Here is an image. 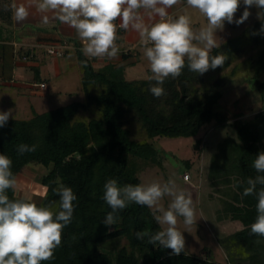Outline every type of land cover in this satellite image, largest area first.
Masks as SVG:
<instances>
[{
  "label": "trees",
  "instance_id": "trees-1",
  "mask_svg": "<svg viewBox=\"0 0 264 264\" xmlns=\"http://www.w3.org/2000/svg\"><path fill=\"white\" fill-rule=\"evenodd\" d=\"M262 24L264 11L241 37L250 41V49L259 48L250 63L258 79L264 74V34L259 33ZM234 41L227 42L231 46L210 51V56L223 54L228 58L222 67L209 69L203 75L189 71L186 61L179 77L165 80V95L160 98L149 91L155 81L146 77L128 80L125 71L114 66L97 71L80 54L83 66L87 64L83 77L85 101L36 113L30 120L9 119L0 128V154L11 158L15 176L31 164L50 169L42 181L47 191L38 206L58 202L54 189L60 184L71 187L77 196L71 223L63 230L62 244L54 258L43 264H216L184 252L175 256L171 249L149 244L147 238L137 239L138 231L161 230L146 206L131 203L119 211L115 225L106 226L103 220L111 208L102 198L108 179H117L121 187L141 184L138 159L159 163L160 151L149 140L193 138L200 147L206 129L212 125H231L236 135L226 137L218 146L210 178L215 184L233 186L228 192L226 211L231 215L230 222L241 227L234 238L247 249L251 264H264V237L250 232L257 216V199L254 195L242 197L247 179L258 175L252 166L255 156L264 151V82L256 83L262 93V110L249 121L243 120L245 112L230 115L216 110L223 98L222 84L219 80L206 84L208 76L225 71L249 49V44L232 48ZM88 110H95L99 116L80 119L81 113ZM230 117H234L233 123ZM130 119L140 123L147 140L133 139L128 128ZM20 144L36 145V151L20 155ZM7 194L10 199H19L11 189ZM123 238L128 239L129 246H104Z\"/></svg>",
  "mask_w": 264,
  "mask_h": 264
},
{
  "label": "clouds",
  "instance_id": "clouds-1",
  "mask_svg": "<svg viewBox=\"0 0 264 264\" xmlns=\"http://www.w3.org/2000/svg\"><path fill=\"white\" fill-rule=\"evenodd\" d=\"M242 2L244 11L234 20L241 0H186L187 8L206 20L199 28L193 27L186 9L177 16L169 14L168 10L181 0H25L4 5L3 9L11 10L17 23L26 21L30 9L35 8L44 25L55 20L69 26L83 43L82 53L90 58L116 59L120 53L116 43L118 28L136 32L151 72L146 79L156 82L149 91L160 98L165 95L162 87L165 80L179 77L186 61L188 70L199 75L224 65L228 58L225 55L210 56V51L221 44L217 43V31L223 30L225 22L243 24L252 6L264 11V0ZM259 33L264 34V24ZM10 117L11 109L0 112V128L7 125ZM17 151L20 155L35 152L36 145L20 144ZM12 163L10 157L0 154V264H43L51 261L61 246L63 230L71 223L77 196L71 187L60 184L54 189L59 201L46 206H38L28 197L10 199L7 191L15 192L21 187L11 170ZM252 166L258 175L247 179L242 197H256L257 216L250 232L264 237V151L255 156ZM165 197L171 198L167 207L162 203ZM102 198L111 208L103 220L106 226L115 225L119 211L129 204L146 206L161 230L138 231L136 238H147L149 244L171 249L175 256L185 252L178 218L182 217L185 228H189L197 222L196 208L191 193L180 188L175 180L169 178L163 183L152 180L121 187L117 179H108Z\"/></svg>",
  "mask_w": 264,
  "mask_h": 264
},
{
  "label": "rangeland",
  "instance_id": "rangeland-1",
  "mask_svg": "<svg viewBox=\"0 0 264 264\" xmlns=\"http://www.w3.org/2000/svg\"><path fill=\"white\" fill-rule=\"evenodd\" d=\"M244 8L241 0L234 20L239 19ZM249 11L251 14L243 24L237 26L234 22L231 24L225 22L223 30L217 31V43H221L220 46L226 44L231 46V43H227L228 39L235 40L232 43V48L249 44V40L241 37L248 28L262 17V11L255 6L249 8ZM187 12L192 17L194 28H199L206 23L205 18L194 9L188 8ZM225 33L231 37L226 38ZM250 46L249 44V49L244 51L228 69L220 73H212V76H208L206 79L207 85L214 84L218 80L222 84L220 90L223 93V98L217 104L216 110L230 115L245 112L243 120L246 121L252 120L255 114L262 110V93L256 83L264 82V74L259 79L256 78V73L250 66L251 60L255 59L259 48L250 49ZM83 91L76 92L73 99H71V95L52 99L49 105L42 109V112L46 113L73 102L85 101ZM98 116L99 113L95 110H88L82 112L79 118L89 120ZM230 118L231 123H233L234 117ZM129 121L128 128L132 132L133 139L137 141L147 140V135L140 123L135 119ZM235 135V130L231 125L218 127L212 125L206 129L205 138L200 147L196 146L197 140L193 138L149 140L160 151L159 163L137 160L138 176L141 183H148L152 180L163 183L171 178L180 188L191 193L196 208L197 222L186 229L183 218L180 217L177 225L185 239L184 253L216 264H251L247 249L234 238L235 233L241 227L230 222L231 215L226 211L227 203L230 200L228 192L233 186L219 182L215 184L214 180L210 178L209 172L217 155L218 146L223 143L226 137H235ZM49 172L50 169L42 165L31 164L27 166L16 176L21 185L15 191L16 196L19 199L28 197L37 205H41L46 194V188L42 181ZM186 174H190V180H185ZM170 199V197H165L162 201L165 207L170 203ZM115 244L121 248L129 246V241L123 238L120 242L116 240Z\"/></svg>",
  "mask_w": 264,
  "mask_h": 264
},
{
  "label": "crops",
  "instance_id": "crops-1",
  "mask_svg": "<svg viewBox=\"0 0 264 264\" xmlns=\"http://www.w3.org/2000/svg\"><path fill=\"white\" fill-rule=\"evenodd\" d=\"M13 2L25 0H0V112L11 109L9 119L30 120L36 113H45L42 109L52 99L65 95L73 99L76 92L83 91L84 66L80 54L91 61L97 71L108 66L121 68L128 80L151 75L136 32L118 28L116 43L120 53L116 59L90 58L82 53L83 43L74 29L55 20L44 25L35 8L30 9L26 21L17 23L12 11L3 9ZM185 9H188L186 0H181L168 11L177 16ZM52 45L63 47L65 55H49L47 48ZM42 83L46 84L44 90L38 87Z\"/></svg>",
  "mask_w": 264,
  "mask_h": 264
},
{
  "label": "built area",
  "instance_id": "built-area-1",
  "mask_svg": "<svg viewBox=\"0 0 264 264\" xmlns=\"http://www.w3.org/2000/svg\"><path fill=\"white\" fill-rule=\"evenodd\" d=\"M47 52L49 55L56 56V57H63L65 55V51H64L63 47H59L56 45L49 46L47 48ZM38 87L40 89L44 90V89H46V84L42 83V84L38 85ZM190 177H191L190 174H186L185 180H190Z\"/></svg>",
  "mask_w": 264,
  "mask_h": 264
},
{
  "label": "water",
  "instance_id": "water-1",
  "mask_svg": "<svg viewBox=\"0 0 264 264\" xmlns=\"http://www.w3.org/2000/svg\"><path fill=\"white\" fill-rule=\"evenodd\" d=\"M115 243H116V240H111V241H108V242L104 243V246L115 245Z\"/></svg>",
  "mask_w": 264,
  "mask_h": 264
}]
</instances>
